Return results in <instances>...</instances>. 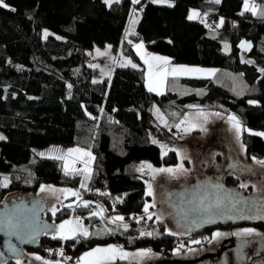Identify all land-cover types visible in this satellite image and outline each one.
<instances>
[{"label":"trees","instance_id":"trees-1","mask_svg":"<svg viewBox=\"0 0 264 264\" xmlns=\"http://www.w3.org/2000/svg\"><path fill=\"white\" fill-rule=\"evenodd\" d=\"M165 1L171 4L4 0L10 7H0V136L4 137L0 173L9 174V187L0 185V204L8 193L35 194L49 185L79 191L84 200L102 203L114 216L131 218L126 230L104 219L90 222L91 234L107 232L102 238H72L63 245L60 239L44 240L38 248L44 258L55 257L59 247L64 251L69 247L74 258L113 244L128 252L150 249L162 257L174 255L179 245L181 252L199 247L192 241L200 237L187 238L168 221L141 218L148 200L137 166L143 161L160 168L177 163L174 152L162 155L150 141L155 107L178 115L193 106L235 115L247 157L264 159V136L251 134L264 132V16L244 11V0ZM258 6V11L264 9V0ZM190 9L221 18L217 36H209L204 20H188ZM132 17L137 19L129 33ZM43 31L51 35L43 38ZM115 38L117 50L139 67H116L109 81H97V70L86 63L84 46ZM223 41L229 52L223 51ZM242 41L251 45L245 56L252 63L242 61ZM136 42L172 63L215 68V74L202 79L170 77L164 93L150 92L133 50ZM54 145L92 151L93 171L85 189L80 187V174L63 172L62 161L39 156L31 161L33 150ZM58 215L57 223L68 218L64 212ZM141 231L153 235L141 236Z\"/></svg>","mask_w":264,"mask_h":264},{"label":"rangeland","instance_id":"rangeland-1","mask_svg":"<svg viewBox=\"0 0 264 264\" xmlns=\"http://www.w3.org/2000/svg\"><path fill=\"white\" fill-rule=\"evenodd\" d=\"M105 2V0H103ZM117 0H111V3L108 4L106 3L108 6L111 5L113 2H115ZM120 1V0H118ZM214 1L215 0H211ZM220 2V0H219ZM259 0H255V4L258 5ZM162 4V2H157ZM163 3H169L171 4L169 1H165ZM243 10H244V6H243ZM194 15L193 19H189L190 15ZM188 20L190 21H194V22H200V21H205L207 22V18L209 17L208 15H203L200 12H198L197 10H193L190 9L188 11ZM203 16V17H202ZM137 17H132V19L130 20L129 24H128V32L132 33L133 31V27H135V23H132L133 20H136ZM221 18H217L216 20H214L211 23V27L209 30V36H217L218 30L221 28ZM217 25H220L219 27ZM45 32L48 33L47 36H45ZM49 35H51L50 32L48 31H43L42 33V37L43 38H47L49 37ZM57 39H59L58 37H56ZM117 38H115L114 40H107V39H103V41H93L90 42L88 45L84 46L85 50L88 54V60L86 61L87 65L89 67H92L93 69L95 68L97 71V75L94 77L95 80L97 81H104L105 79H107L108 81L111 79L112 75H113V71L116 67H126V66H130L133 67L132 65H135V67H139V64L132 61L130 58L128 57H124L121 53L120 50H117ZM248 45H250L248 42L246 41H242ZM241 42V43H242ZM240 43V45H241ZM136 44H140V42H136ZM134 44V45H136ZM143 52L148 51V54L150 55H155V56H161V57H165L164 55L161 54H156L155 52H152V50L148 49L145 47V45H143ZM221 46L223 47V51L225 52H229V46L228 43L223 41ZM251 47V45H250ZM133 49L135 50V52H137V50L135 49V47L133 46ZM250 48H242L241 47V58L243 62H247V63H252L251 60L249 58H247V56H245L246 52L249 50ZM138 55V54H137ZM140 60L141 56L138 55ZM130 61V63H129ZM143 61V60H142ZM169 61H171L169 59ZM250 61V62H249ZM155 63V62H154ZM173 66H187V67H193V68H201L198 66H189V65H185V64H175L170 62L169 64V68L173 67ZM145 86H146V79H147V75H148V65L145 64ZM201 69H206V70H215V68H207V67H202ZM202 76L200 74H192V75H181L178 76L179 78L183 77V78H202L199 77ZM169 78V77H168ZM147 88V87H146ZM148 89V88H147ZM198 113H202L203 115H199ZM215 113L217 112H207V111H203L200 107L198 106H193V108H189V110H187L185 113L182 114H176L174 112H171L170 110H167V108L162 109V108H153L152 110V121L149 124V135H150V141L155 144L156 146H158L161 150V154L162 155H167L169 154V152H174L175 156L177 157V163L174 166H163L162 168H169V167H175L178 164H183L184 169H186L185 172H178L176 173L174 176L169 174V173H153L150 169H148L147 167H144L142 171L139 170L140 174H141V179H143L144 181V185H145V190H147V187L149 184H151L152 187V191H153V195L152 196H147L145 195V197L147 198V202L149 205H153V207H149V214H153V218L152 220L158 221L156 220V216H160L161 219L158 221L159 223L162 222L164 223V218L162 217L161 213L158 211L157 208V194H158V188L159 186L162 184L164 185V183H167L169 185V189H175V187H173L172 185L178 184V183H184L185 180L190 179L192 174H196L198 171H203V172H208L210 169V167H213L214 169H217L218 167L220 168L221 165L219 162L215 163L213 157L216 156V151L214 149L218 148V138L219 135L221 134L222 138H225L226 140L229 141V143L232 145V147L236 150V152H239L241 154L244 155V148L241 147L242 142L237 141L236 139V132L235 130L231 127L230 122L228 121L227 117L229 116V114H221L217 116L215 115ZM187 116L188 120L192 123H195L197 125L196 128L192 129L191 131L185 133L183 131H178L176 129V127H174V125L180 123L181 120L184 119V117ZM160 117H163V120L160 119ZM242 132V131H241ZM241 132H240V137H241ZM153 141H156L155 143ZM74 148H80L84 151H90L89 149H84L81 147H60L57 145L54 146H49L47 148H44L43 150H33L34 154L33 157L31 159V161L34 160L35 156H39L41 158H50V159H56L54 157L56 156H63L64 154L67 153L68 149H74ZM175 149V151L173 150ZM91 155L92 157H94L92 151ZM177 152L180 153V155H177ZM39 153H44L43 156L39 155ZM166 153V154H165ZM78 154H74L73 157L71 159H76V163H75V168L77 169H84L85 167V163L84 161H87V157L83 158V160L78 159ZM59 161H62V170L64 171V160L63 159H58ZM264 160V159H262ZM252 162H254V159L252 160ZM94 160L90 161L88 163V167L91 169V174H92V166H93ZM256 163V162H254ZM150 163L147 161H143L141 162V164H139L137 166L138 169H140L143 165H149ZM258 164V163H257ZM260 165V164H258ZM152 168L154 169H159L160 167H155L153 165H151ZM264 167V166H263ZM69 174H77V173H73V172H69ZM80 174V182L85 183L86 187L88 186L89 183V179L90 178H85V174L83 172L79 173ZM0 175H2L1 181H0V185H2L3 188H8L9 187V174L7 173H0ZM5 178L7 180V186H3L4 182H5ZM80 183V185H81ZM49 185H45V187H47ZM171 186V187H170ZM81 187V186H80ZM41 187L36 191V192H41ZM51 189H54L55 191H45L43 193H46V195L48 194L50 197H54V198H58L60 201L63 202V204H65V207L68 208L69 205V209L68 211H66V215H68V218L65 220H76L77 218L80 219L82 227L84 229H87L89 235H95L96 237L102 238L103 236H105L107 234V232H103V233H99L98 234H91V230L92 227H90V222H97L100 221L101 219L106 220L108 223L110 221L111 218H114L116 216H114V214H112L110 212V210H107V208L102 205V203L97 204L91 201L89 203L88 207H84L83 206V202L86 201L84 200V195H82L79 191V198H77L76 196H72L68 193L62 192L60 190L64 189V188H58V187H53L51 186ZM68 189V188H67ZM85 189V188H84ZM81 190V189H80ZM74 191V190H73ZM35 192V193H36ZM13 193V192H12ZM18 195H21V193H17L14 192ZM34 195V194H33ZM7 198V195L4 199ZM13 198V197H12ZM79 207V209H78ZM91 208L92 211H88V209ZM101 209H103V216H99V215H92L93 212H99ZM76 213V214H75ZM142 216V215H141ZM147 218V215L143 212V216L141 218ZM138 218V217H137ZM130 219H124L122 222L121 221H117L115 222L116 224H130ZM140 219V218H139ZM63 220V221H65ZM103 220V221H104ZM63 221H60L59 224H61ZM58 224V225H59ZM243 229H249V228H241L240 230H236L235 233L242 231ZM254 230L253 233H257L258 230L252 228ZM226 235H222L221 237H238L241 238L244 235L241 236H236V235H232V233L230 232H220ZM55 236L57 238L58 235L57 233L55 234ZM251 235H248V237ZM80 237H84L82 234L77 233V235L73 238H78L80 239ZM247 237V236H246ZM207 238V240H206ZM72 239V238H70ZM201 242L200 243H196L199 244V247H193V248H189L188 250H186L185 252H181L180 251V245L177 247V249H179L177 251V249L173 252L174 257L178 258V257H182L185 259H188L191 256H197L199 254L202 253V250L204 249V247H209L208 245H210V240H211V235L209 236H200L199 238ZM65 240V239H62ZM69 240V239H66ZM233 241V240H232ZM110 245H102V246H97L95 248H106ZM111 246H115V247H119L122 248V246L119 245H111ZM183 248V247H182ZM94 249V248H93ZM92 250V249H91ZM90 250V251H91ZM88 251V252H90ZM127 253H129V257L126 259H119L117 258L115 261L110 262V264H148L150 263L152 260H155L156 258H158L160 255L159 254H153L151 253L149 256L146 257H135L133 254H135L138 251H134V252H128L126 250H123ZM62 253V254H61ZM87 253V252H85ZM85 253H82L80 256L74 258L72 255L69 256L65 253L64 249L62 247H59L58 250L55 251V257L53 258H44L42 256H40V259L42 260H38L40 262H43L45 264V262H48V264H57V262H59V264H77L79 258L81 256H83ZM36 262V261H35Z\"/></svg>","mask_w":264,"mask_h":264},{"label":"water","instance_id":"water-1","mask_svg":"<svg viewBox=\"0 0 264 264\" xmlns=\"http://www.w3.org/2000/svg\"><path fill=\"white\" fill-rule=\"evenodd\" d=\"M235 165L232 163L231 167ZM253 165L246 162L248 168ZM226 178L225 175L216 178L207 176L190 187L184 184L180 189L164 192L160 211L172 222L173 230L185 236H197L217 227L252 225L262 221L264 194H247L237 187H228ZM202 198L206 205H214L218 198L223 200V204L209 212L194 211ZM237 200L242 202L234 203ZM45 211L43 196L35 197L31 202H13L11 205L3 201L0 207V264L8 263L11 258H23L24 248L35 249L43 234H54L56 226L42 219ZM8 220L12 224L27 223L28 226L13 228L8 226ZM257 253L264 255V235L234 239L217 254L191 256L188 259L160 256L148 264H264L262 256L260 260L251 259L250 256Z\"/></svg>","mask_w":264,"mask_h":264},{"label":"snow or ice","instance_id":"snow-or-ice-1","mask_svg":"<svg viewBox=\"0 0 264 264\" xmlns=\"http://www.w3.org/2000/svg\"><path fill=\"white\" fill-rule=\"evenodd\" d=\"M118 2V0H117ZM153 2H165V0H153ZM216 3H219V0H215ZM105 3L110 4L111 0H105ZM133 4L139 3V0H132ZM0 7L2 8H9L10 6L8 4H6L4 2V0H0ZM259 6L255 3H249V0H244V11H250L252 13V15L256 16V15H261L264 16V9L259 10ZM12 11H15V9H10ZM194 15H190L189 19H193ZM241 15H243V13H241ZM136 21L133 20L132 23H135ZM221 25L223 23V20H221ZM218 27L220 25H217ZM48 33L45 32V36H47ZM135 49L137 50V54L141 56V59L144 61L145 64L148 65V75H147V79H146V87L148 88V91L150 92H156L157 94H162V89L165 86V82L168 79V77H178L181 75H192V74H206L208 76H212L214 75V70H206V69H201V68H193V67H187V66H173L171 68L168 67V65L170 64V61L168 58L166 57H161V56H155V55H150L146 52H143V44H136L134 45ZM241 47L242 48H250V45L242 42L241 43ZM155 62V63H154ZM250 62V61H249ZM130 63V61H129ZM133 67H135V65H132ZM95 82V81H94ZM249 103H255V101H249ZM199 115H203L202 113H198ZM215 115L219 116V113H215ZM161 120H163V117H160ZM228 121L231 124V127L235 130L236 132V139L237 141H239L240 139V132L242 130V126H241V122L240 120L235 116V115H229L227 117ZM174 127H176V129L178 131H183L185 133L191 131L192 129L196 128L197 125L195 123H192L188 120V117L185 116L183 120L180 121V123L174 125ZM247 130V129H245ZM250 131V130H249ZM254 135H259V136H264V132H256V133H251ZM0 139H4L3 136H0ZM154 143L156 141H153ZM241 147L243 148V145H241ZM175 151V149H173ZM74 154H78V159L83 160V158L87 157V161H84L85 163V167L84 169H77L75 168V163H76V159H71L73 157ZM166 154V153H165ZM39 155L43 156L44 153H39ZM177 155L179 156L180 153L177 152ZM56 159H63L64 160V171L65 174L68 175L69 172H73V173H81L83 172L85 174V178H90L91 176V169L88 167V163L92 160H94L95 158L92 157L91 152L90 151H84L80 148H74V149H68L67 153L64 154L63 156H56L54 157ZM254 162L264 166V160H255ZM144 167H147L148 169H150L153 173H169L171 175H175L178 172H185L186 169H184L183 164H178L177 166L173 167H169V168H159V169H154L152 168V166L149 165H143L140 169V171L143 170ZM3 186H7V180L5 178V182L3 184ZM81 188H86V184L85 183H81ZM240 187L242 188H246L248 187V185L246 184H241ZM41 192H45V191H55L54 189H51V186H41ZM62 192L68 193L72 196H76L77 198H79V192L78 191H73L71 189H62L60 190ZM145 195L147 196H152L153 195V191H152V187L151 184L148 185L147 190L145 192ZM242 201H235L234 203H241ZM88 201H84L83 202V206L84 207H88L89 206ZM223 204V200L222 199H217L216 203L214 205L212 204H208L206 205L204 203V199L202 198L199 201V205L197 206V208L193 209L194 211H203V212H209L213 207L215 208H220L221 205ZM153 205H149L148 203H145L144 205V213L147 215V219L151 220L153 218V214H149L148 210L149 207H153ZM234 206V204H233ZM70 207V205H69ZM53 215H55L57 209L55 207H53L51 209ZM92 215H99V216H103V209H101L99 212H93ZM264 218V217H262ZM161 217L160 216H156V220H160ZM124 217L122 216H116L114 218L110 219V223H115L117 221H123ZM137 222H139V218L137 219ZM8 226L13 227V228H24L27 227L28 224L27 223H17V224H12L11 220H8ZM124 227V229L126 230L128 228L127 224H123L122 225ZM46 227V226H45ZM56 233L58 235L59 238L61 239H70L73 238L77 235V233L82 234L84 237H88L89 233L87 231V229H84L82 227L81 221L79 218H77L76 220H65L63 221L61 224L57 225L56 228ZM254 232L253 229H243L240 232L237 233H233V235L236 236H248V235H252ZM169 234H172L171 232H169ZM141 236L144 235H153V233L148 232L145 233L143 231H141L140 233ZM222 235H226L223 233H219V232H214L212 234V239H216ZM56 238V237H54ZM207 239V238H206ZM192 243H200V241H192ZM180 247H183V245H180ZM179 249H177L178 251ZM62 254V253H61ZM151 254V250H141L136 252L135 254H133L135 257H146L149 256ZM129 253L123 251L122 248L119 247H115V246H108L106 248H94L92 249L90 252L85 253L83 256H81L77 262V264H110V262L115 261L117 258L119 259H126L129 257ZM36 259H40L39 256L35 257ZM45 264H48V262H45ZM57 264H59V262H57Z\"/></svg>","mask_w":264,"mask_h":264},{"label":"flooded vegetation","instance_id":"flooded-vegetation-1","mask_svg":"<svg viewBox=\"0 0 264 264\" xmlns=\"http://www.w3.org/2000/svg\"><path fill=\"white\" fill-rule=\"evenodd\" d=\"M224 136H222L221 134L219 135V138L217 140V142L219 143L218 148L214 149L216 151V156L213 157L215 163L219 162L221 167L214 169L213 167H210L208 172H203V171H198L196 174H192L190 179H187L184 181V183H178L175 185H172L173 187H175V189H169V185L167 183H164V185H160L159 186V190H158V196L156 197L158 200L157 208L158 211L161 213L162 217L164 218V221H168L169 223L172 224L171 221H169L167 215H163L162 211H160V209L162 208V197L164 196V192H168V191H175L176 189H180L182 185H187L188 187H190L191 185L196 184L197 181L203 179L204 177L207 176H212L214 178H216L217 176H227V178L225 179V183L226 186H231V187H237L241 190H245L247 194H264V167L262 165H258L257 163L252 162L253 158H248L247 154L244 152V155L236 152V150L232 147V145L229 143L228 140H226L225 138H222ZM246 162H251L253 163V167H246ZM233 165H235V167H231ZM241 184H246L248 185V187L246 188H242L240 187ZM171 187V186H170ZM43 196L45 197V205H46V211L42 216V219L45 221H48L49 223L53 224L54 226H57L60 222L57 223V218L59 217V213L61 212H66L68 211L69 207L66 208L65 204H63L62 201H60L57 197H50L48 194L46 195V193L43 192H36L34 195L33 194H21L18 195L16 193H8L7 194V198L4 199L3 201H5L7 204L11 205L13 204V202H20V201H27V202H31V200H33L35 197H40ZM13 197V198H12ZM3 203V202H2ZM2 203L0 204V207L2 205ZM55 207L57 209L55 215H53L51 209ZM241 228H249V229H256L258 230L257 233H253L250 237L255 236H259V235H264V219L262 221H256L254 223H252V225H241V226H231V227H217L214 229H209V231H206L204 233L198 234L197 236H187L188 237H194V238H199L201 235L203 236H209L211 235V242L210 245H208L209 247H204V249L202 250V253L199 255H212V254H217L219 252V250H221V248H224L226 245H230L234 239H237L238 237H218L216 239H212V234L214 232H230L235 233L236 230H240ZM56 234V230L54 232V234H52L51 232H48L47 235L43 234L42 235V239L39 241V244L37 245V247L35 249H30V248H24L23 252H24V257L23 258H16V260L14 259H9L8 263L5 264H44L43 262L38 261V259H36L35 257L39 256V246L40 244L46 240L48 241H53L55 239H60L61 245L64 244L65 241L68 240H62L61 238H57L55 236ZM185 236V235H183ZM56 237V238H54ZM186 237V236H185ZM243 238H245L246 236H242ZM241 237V238H242ZM249 238V237H248ZM233 240V241H232ZM0 241H2V239H0ZM67 247V246H66ZM67 249V251H66ZM65 249V252H68L67 255H71L70 252L68 250H70L69 247H67ZM197 255V256H199ZM262 257H264V255H261ZM261 256L257 253L254 254V256H250L252 260H260ZM40 257V256H39ZM23 259V260H22ZM250 259V260H251ZM42 260V259H40ZM36 261V262H35Z\"/></svg>","mask_w":264,"mask_h":264},{"label":"crops","instance_id":"crops-1","mask_svg":"<svg viewBox=\"0 0 264 264\" xmlns=\"http://www.w3.org/2000/svg\"><path fill=\"white\" fill-rule=\"evenodd\" d=\"M244 2V1H243ZM249 3L251 4V3H255V0H249ZM200 12V11H199ZM250 12V11H249ZM201 13V12H200ZM202 14V13H201ZM204 16H205V14H203ZM203 17V16H202ZM85 48V47H84ZM134 50V49H133ZM86 51V50H85ZM147 53H148V51H147ZM135 54L137 55V52H135ZM138 56V55H137ZM138 58H139V56H138ZM139 60H140V58H139ZM171 62V61H170ZM141 63H142V66H143V68H144V71H145V67H144V65H145V63H144V61H142L141 60ZM169 66V65H168ZM214 70V69H213ZM214 73H215V70H214ZM200 75H202V76H199V77H202V78H211L212 76H208V75H206V74H200ZM171 77V76H170ZM169 77V78H170ZM202 78H200V79H202ZM165 84H166V82H165ZM164 89H165V86H164V88L162 89V93H164ZM155 94H157L156 92H154ZM158 95H160V94H158ZM248 237V236H247ZM250 237V236H249Z\"/></svg>","mask_w":264,"mask_h":264},{"label":"built area","instance_id":"built-area-1","mask_svg":"<svg viewBox=\"0 0 264 264\" xmlns=\"http://www.w3.org/2000/svg\"><path fill=\"white\" fill-rule=\"evenodd\" d=\"M261 0H259L260 2ZM214 20V15H210V17L207 18V25L211 27V23Z\"/></svg>","mask_w":264,"mask_h":264},{"label":"bare ground","instance_id":"bare-ground-1","mask_svg":"<svg viewBox=\"0 0 264 264\" xmlns=\"http://www.w3.org/2000/svg\"><path fill=\"white\" fill-rule=\"evenodd\" d=\"M33 250V249H32ZM23 260V259H22Z\"/></svg>","mask_w":264,"mask_h":264}]
</instances>
